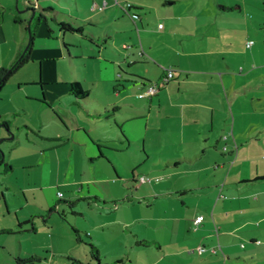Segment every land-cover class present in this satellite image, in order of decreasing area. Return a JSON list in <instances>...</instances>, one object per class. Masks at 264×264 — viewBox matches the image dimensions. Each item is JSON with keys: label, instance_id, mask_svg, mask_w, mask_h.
Here are the masks:
<instances>
[{"label": "rangeland", "instance_id": "rangeland-1", "mask_svg": "<svg viewBox=\"0 0 264 264\" xmlns=\"http://www.w3.org/2000/svg\"><path fill=\"white\" fill-rule=\"evenodd\" d=\"M217 1L233 7L240 6V11L235 9L229 13L233 14V20L224 25L226 36L232 41L233 77L244 75L249 69L250 57V49L245 43L256 40V34H264V0ZM3 2L10 5L12 12L25 13L22 0L18 7L15 6V0ZM67 2L38 0L40 7L35 9L34 16L26 10L28 16L22 20L24 23L21 27L26 36L25 44L29 34L28 30L26 33L23 29L24 25L28 23L35 30L33 55L40 54L43 58L45 79H49L48 75L52 74L56 81L51 78L47 81L41 80L44 79L41 77V59L31 58L24 69L19 68L9 77L0 91V122L6 121L8 124L7 128L0 124V225L11 224L10 227L0 228V264H13L15 258H23L24 251L40 255V261L44 264H66V255L59 253H55L48 261L50 251L46 243L51 232L54 250L64 249L65 235L69 234L76 239L72 227L80 235L77 253L88 251V243H92L98 249L99 264H228V261L229 264H264V184L256 183L254 187L244 185L243 191L237 192L228 183L225 188L232 189L224 188L222 194H219L221 181H217L214 191L210 178L209 190L215 193L208 194V189L204 193L178 192L176 185H180L179 181L187 178L185 174L178 175L179 170L187 164L181 163L183 161L175 167L172 162L167 164L168 167L164 164L169 160L184 159V152L187 154L188 150L182 152L175 133L158 135L159 130L155 129L154 120L149 121L146 128L144 118L129 122L132 125L126 128L133 129L130 144L122 147L108 145V149L100 151L102 156H98L96 145V155L92 157L93 151L79 144L75 134L77 117L87 125V129L90 127L91 130L92 127V131H102L100 136L107 137L112 131L105 126L90 124L94 123V112L89 116L78 108L77 99L68 93V81L77 78V73L86 76L105 75L107 68L104 69L106 63L98 58V63L93 62L91 66L84 67L77 59V45L78 48L82 47L79 45V41L82 42L80 34L77 31L67 30L65 34L58 31L59 19L76 27L69 15L74 16L77 10L74 5L71 6L73 9L70 8ZM155 3V8H143L149 16V25L154 29L158 20L164 21L158 11L162 7ZM202 3L203 0H178L177 5L172 7V13H197V29L185 33L179 29L178 33L172 31L168 36L162 37L170 41L177 38L180 41V36L188 37L195 33L192 36L197 40L202 38V32L211 29L200 12ZM52 9L57 11L55 17ZM40 14L43 17L40 16L37 21ZM6 19L7 22L2 25V33L8 32L7 35L11 36L13 42L21 35L20 29L17 24H13L10 16L6 15ZM181 22L185 23L186 20L182 18ZM81 25L85 29L91 27L88 21ZM185 25L193 27L194 23L187 20ZM47 27L52 28V33ZM93 30L99 31L96 26ZM151 34L159 36L155 32ZM131 35L135 39L138 37L136 31ZM102 37L104 34H100L98 47L105 46L110 49L108 44L102 42ZM63 42L71 52L70 57L66 54ZM113 43L123 53L136 48L140 50L139 44L131 39L125 41L126 49L122 48L119 39ZM195 44L197 48L202 47L200 43ZM6 48L7 45L3 44L4 53L0 55L3 65L0 66H8L18 55L9 60ZM61 51L64 58L61 57ZM191 61L196 67H200L197 57ZM18 81L23 82L21 88H18ZM246 101L244 108L239 106L242 110L259 112L257 106H261L260 103L254 100L255 108H252L249 107L248 100ZM83 105L90 109L89 103ZM237 107V104L233 105L236 119L239 118ZM227 110L225 114L230 117L228 107ZM236 124L237 127L242 125L238 121ZM67 126L71 130H67ZM220 129L217 128L216 133L221 134ZM170 136L174 138L172 140H176L174 145L159 143L160 138L167 141ZM248 136L251 144L263 143L264 146V133L259 136L251 133ZM224 143L227 142L221 140L215 146L210 145L209 150L215 156L231 158L226 164V168L231 169L235 153L228 155L224 151L226 148L221 150L222 146L228 144ZM251 153L255 154V151ZM162 172L169 174L167 177L157 176ZM213 172V168H210L208 171H200L199 175L201 178L207 174L214 177ZM140 175L148 180L140 181ZM25 187L37 188L34 190L36 198L33 202L30 192L24 190ZM21 189L27 196L28 204L25 203L26 197ZM41 193L54 208L52 213L48 214L41 207L38 209L36 201L41 198ZM69 199L75 200L71 207L65 202ZM7 207L11 212L8 213ZM14 211L20 219L28 217L31 221L21 220V225H18L14 222ZM38 212L43 218L49 219L50 216L47 229L43 226V218L38 217ZM195 213L207 216L196 227L192 223ZM210 213H215V228ZM31 227L33 231L28 230ZM221 229H226L227 233L220 232ZM249 235H254L256 240L250 242ZM137 240L147 242L138 244ZM202 244L205 249L199 252L198 246ZM211 244L215 246L214 252ZM77 264H97V260L89 255L86 260L78 261Z\"/></svg>", "mask_w": 264, "mask_h": 264}, {"label": "crops", "instance_id": "crops-1", "mask_svg": "<svg viewBox=\"0 0 264 264\" xmlns=\"http://www.w3.org/2000/svg\"><path fill=\"white\" fill-rule=\"evenodd\" d=\"M20 1L15 0L16 7H18ZM66 1L70 4L68 5L70 8L73 9L71 6L74 5L75 10H77V15H69V18L73 20V24L76 27H73L70 22H64L59 19L57 20L58 31L61 34H65L67 30L77 31L80 34L79 37L82 39V42L79 41V45L82 47L78 48L77 45V59L84 64V67L91 66L93 62L98 63V59H101L106 63L104 69L107 68L105 69V75L98 74L96 76L95 74H88L86 76L85 74L80 75L77 73V78L68 81V93L77 99L78 108L89 116L92 114V111L94 112V123L90 124L98 127L105 126L112 131L109 136L107 135L105 137L101 135L103 136L101 137L99 134L102 131L97 133L92 131V127L91 130L90 127L87 129L85 127L87 125H84L77 117V125L75 128L77 141L79 144L84 145L87 150L93 151L92 157L96 155L94 145L99 150L98 156H102L100 151L106 148L108 149V145H119L121 147L129 145L132 140L131 136H133L131 135L133 129H127L132 125L129 122L144 118L145 128L148 126L149 121L154 120L153 124L155 129L159 130L158 135L161 136V133H165L166 135L175 133L182 152L186 149L188 150L187 154L184 152V159L176 161L169 160L170 162L168 161L164 164L167 165L172 162V166L174 167L178 166L181 161H183L181 163L187 164L179 170L180 174L178 175L182 176L185 174L187 178L179 181V184L181 183L180 185H176L178 192L204 193L206 192L205 189L209 190L210 188L208 185L210 178H212L210 183L212 182L214 191H216V186L221 181L222 186L219 188V194H222L228 183L233 185V188H236L237 192L243 191L242 186L244 185L248 187L252 185L254 187L256 183L264 184V178H257L258 176L264 175L263 143L258 145L251 144L250 136L247 137L251 133L255 136L264 133V34H256V40H252V45L249 47L248 71L244 75L233 77L232 41L226 36V25L224 24L233 20V14L229 13L235 9L240 11L239 5L233 7L225 2H218L217 0H203L199 9L211 29L204 30L202 32L204 36L198 40L195 36H192L194 33L189 34L191 36L188 37L180 36V41H177V38L170 41L162 36H168L172 31L178 33L179 29H182L184 33L196 31L197 29L195 26L198 19L197 13H189V15L187 13H172V7L177 5L178 0H105V6L100 10L94 9L93 12L90 11L93 0ZM95 1L101 4L103 0ZM124 1L133 3L135 8L131 9V11L139 15L137 19L131 17V11L124 7ZM22 2L25 13L18 14L17 11L15 13L12 12L9 4L0 0V55L4 53L2 52L3 44L7 45L6 54L9 56V60H12L21 51L23 46H25L26 36L25 32H22L21 27L24 23L22 20H25L28 16L26 10L28 9L27 11L29 13L31 12V15L34 16L35 9L40 7L38 0H22ZM155 2L162 7L158 11L161 12L164 20L163 22L157 21L156 30L149 25V16L143 9L148 6L155 8ZM28 6H32V8L30 9ZM52 11L54 12L53 17H55L57 11L54 9ZM6 15L10 16L13 24H17V27L20 29L21 35L13 42H11L13 40L11 36L9 37L7 35L8 32L4 33L6 35L2 33V25L7 22ZM182 18L186 22L189 20L194 23V26L188 27V25H185L186 22H181ZM87 21L91 27L85 29L81 23ZM159 22L162 23L161 26H158ZM26 25H24L25 27L23 29L27 33ZM94 26L99 31L93 30ZM17 27H15L16 30ZM47 29L52 33L51 27H47ZM134 31L137 32V39L131 35L134 34ZM152 32L158 33L159 36L151 34ZM100 34H104L102 42L108 44L111 47L110 49L105 46L102 48L98 47ZM117 39L121 41L123 49L127 48L125 41L131 39L137 45L139 44L138 49L141 50V53H138L140 50H137V48L123 53L113 43ZM257 40L258 42H256ZM226 41L229 45H227ZM195 43H200L202 47H195ZM62 45L67 56L70 57L69 54L71 52L65 46V42ZM33 53L34 49L31 50L29 59L19 68L24 69L31 58H39L41 59V72L43 71L41 77L44 78L41 80L47 81L51 78L52 81H56L55 76L52 74L48 75L49 79H45L43 58L40 54L34 56ZM61 57L64 58L62 51ZM196 57L200 63V67H196L194 63H191L193 62L191 60L196 59ZM0 65H3L1 57ZM168 68L173 71V77L168 82L163 84L159 83L158 89L153 94L146 96L140 94L152 82L158 83ZM53 69L56 70L55 67ZM241 71L243 72L244 70L242 69ZM74 81H77L79 87L84 90L83 93L75 94L71 90V83ZM21 84H23L22 81L17 82L18 88H21ZM246 100L249 102V107L252 108H255L253 104L256 101L260 103L261 106H257L259 107V112L242 110L239 106H243L244 108L246 105L245 102H247ZM85 103L90 104V109L86 108V105H83ZM235 104L238 106L236 111L238 112L239 118L237 117V119L233 113V105ZM227 107L231 114L230 117L225 114L228 111ZM100 121L103 123H100ZM229 121H231L230 126L228 125ZM237 121L239 125H242L237 127ZM64 122L66 124V121ZM217 128H221V134L216 133ZM66 129L71 130L68 126ZM235 135L240 137L238 138ZM134 136L136 137V135ZM212 136H214L213 139ZM172 139L174 138L171 136L167 141L160 138L159 143L162 145H174L176 140ZM221 140L228 143H224L225 145L227 144L224 151L228 155H232L233 152L235 153V159L232 161L233 167L231 169L226 168L227 161L231 158L215 156L209 150L210 145L215 146ZM146 141L147 139L144 140V144ZM251 147L255 150H252ZM221 150H223V146ZM251 151H255V154H252ZM210 168L214 170L212 173L214 177H210L207 174L206 177L201 178L199 172L202 170L208 171ZM172 172L174 173V171ZM167 174L169 173L162 172L157 176L160 175L162 177L165 175L167 177ZM35 189L37 188L25 187L24 189L30 192L31 202L36 198L34 193ZM225 189L232 188L227 187ZM24 190L21 189L23 196L26 197L24 198L25 203L28 204L29 201L27 196H25ZM214 191L209 190L208 194L215 193ZM40 197L36 201L39 205L38 209L40 207L41 210L51 208L43 193H41ZM72 201L75 202V200ZM7 211L8 213L11 212L8 207ZM49 213H52V211ZM14 214L16 218L14 222L18 223V225H21L22 221H31L28 217L20 219L15 211ZM40 214L38 217L42 215ZM197 214L200 213H195V215ZM210 214L213 228H215V213ZM205 217L207 216H202L199 224L202 223ZM47 219L45 217L43 218L45 223L43 226L46 229L48 228L46 224H50V216L48 221ZM10 225H0L3 226L0 228L10 227ZM210 226L212 227L211 222ZM220 232L227 233L226 229H221ZM51 236L52 233L49 232L48 242L46 243L48 251H50L48 261H50L55 253L63 256L66 255V264H77L78 261L86 260L89 257V253L86 250L83 253L82 251L77 253L79 249L77 247V240L71 238L69 234L65 235V248L55 251L54 241L51 239ZM249 236L250 242L256 240L254 235ZM211 245L212 248L215 247L214 244ZM200 246L205 245L202 244ZM23 254V258H15L13 264H38L39 262V264H44L41 263L40 255L38 254L29 253L28 251H24ZM29 256L31 257L29 258ZM19 258L25 260H19ZM69 261L70 263H68Z\"/></svg>", "mask_w": 264, "mask_h": 264}, {"label": "trees", "instance_id": "trees-1", "mask_svg": "<svg viewBox=\"0 0 264 264\" xmlns=\"http://www.w3.org/2000/svg\"><path fill=\"white\" fill-rule=\"evenodd\" d=\"M133 8H135V6L132 3V6L130 8H128L127 10L131 11V9H133ZM40 16L43 17V15L40 14L39 17H38V20H40ZM138 17H139V15H138ZM26 28L28 30L29 37H28L27 43L24 46V49H22V51H20L18 53V55L15 57V59L8 66H0V91H1L2 87L4 86V84L6 83L7 79L25 61H27L29 59V55H30V52L32 50V45H33V39H34L35 30H33L29 24L26 25ZM165 72H166V70H165ZM71 90H73L75 94H77V93H83L84 92V90H82L79 87V84L77 83V81H74V82L71 83ZM0 124L4 125L6 128L8 127V124H7L6 121H2V122H0ZM257 178H264V175L263 176H258ZM65 202L69 205V207L73 206V203H74V201H72V200H66ZM53 209H54L53 207L49 208L47 210V213L49 214V212L53 211ZM28 230H33V228L31 227ZM72 230L74 232V235H75L76 240L79 241L80 240L79 231L77 229H75L74 227H72ZM136 242L138 244H142V243L147 242V241L146 240H137ZM88 245H89V250H88L89 255L92 258H95L97 260V264H99L98 263L99 261H98V249H97V247L95 245H93L92 243H88ZM30 257L31 256H29V258ZM19 260H25V259L19 258Z\"/></svg>", "mask_w": 264, "mask_h": 264}, {"label": "built area", "instance_id": "built-area-1", "mask_svg": "<svg viewBox=\"0 0 264 264\" xmlns=\"http://www.w3.org/2000/svg\"><path fill=\"white\" fill-rule=\"evenodd\" d=\"M105 4H106V1L105 0H103L101 4H98L95 0H93L91 2V9H93V10L94 9L100 10V9H102L105 6ZM123 4H124V7L127 8V9L132 6V3L130 1H124ZM130 15H131V17L133 19H136L138 17V14L136 12H134V11H131L130 12ZM161 25H162V23L159 22L158 23V26H161ZM252 42H253L252 40L246 41V43H245L246 47H250V45L252 44ZM172 77H173V71L171 69L166 70V72L161 76V78H160V80H159L158 83L157 82H152L140 94L141 95H144V96H146L148 94H153L158 89V84L159 83H161V84L166 83ZM225 148L226 147L223 146V149H225ZM144 180H148V178L145 177V176H143V175L140 176V181H144ZM201 220H202V216L200 214H197V215L194 216L192 222H193L194 226H197L201 222ZM204 249H205L204 246H198V251L199 252L200 251H203ZM211 250L214 252L215 249L214 248H211Z\"/></svg>", "mask_w": 264, "mask_h": 264}]
</instances>
